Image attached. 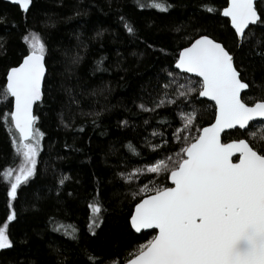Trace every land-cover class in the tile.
Returning a JSON list of instances; mask_svg holds the SVG:
<instances>
[{"label": "trees", "instance_id": "obj_1", "mask_svg": "<svg viewBox=\"0 0 264 264\" xmlns=\"http://www.w3.org/2000/svg\"><path fill=\"white\" fill-rule=\"evenodd\" d=\"M170 2L175 7L165 13L139 8L137 0H33L25 13L0 0V16L5 17L0 21V91L7 70L17 65L21 53L27 51L23 35L35 32L46 46L43 96L34 107L36 126L44 133L37 158L39 172L18 189V198L13 201L18 217L8 227L14 244L0 250V264H59L60 260L67 264H92L89 257H95L100 264H122L154 234L153 230L136 233L125 224L134 201L140 198L133 193L138 192L141 183L153 180V175L125 181L119 174L154 162L153 152L166 157L176 151L180 145L172 134L181 126V111H197L191 129L195 134L213 120L215 108L197 93L193 94L191 104L164 103L155 111H144L138 105L144 103L152 108L154 102L163 99L161 93L169 91L164 88L165 74L161 70L179 72L174 58L179 48L186 46L200 30L196 19L201 18L202 10L198 6H225V0ZM257 3L264 9V0ZM193 15L196 19H190ZM121 17L143 39L129 34ZM225 20L216 15L209 22V32L234 48L238 40ZM181 24L184 27L179 32L173 30ZM262 29L264 25L255 26L249 37L253 43L264 41ZM145 40L154 47H148ZM74 54L79 56L77 62L72 60ZM101 57L107 71L96 70L95 62ZM246 75L251 81V69ZM176 79L186 83L199 78L181 72ZM259 94L253 85L242 94V99L251 102ZM11 104V97L0 100V223L8 212L9 185L3 172L19 163L11 143L15 129L10 131L3 123ZM121 120L128 123L121 126ZM260 122L250 123L249 131H256L253 144L264 152V144L259 142L264 135L257 126ZM154 131L159 135H153ZM237 136V132L229 130L222 139L228 141ZM129 143L138 149L139 155H133L127 147ZM153 143L160 144V148H149ZM64 174L67 178L59 184ZM155 180L170 185L164 173ZM96 202H102L103 207L93 235L88 225L90 216L95 214L90 205ZM56 224L62 226L60 231L55 230ZM69 225L77 229L76 242L63 234L64 227ZM85 247L86 255L81 252ZM53 248L61 250L59 257Z\"/></svg>", "mask_w": 264, "mask_h": 264}, {"label": "snow or ice", "instance_id": "obj_2", "mask_svg": "<svg viewBox=\"0 0 264 264\" xmlns=\"http://www.w3.org/2000/svg\"><path fill=\"white\" fill-rule=\"evenodd\" d=\"M10 2L26 13L33 0ZM137 6L167 13L175 4L170 0H137ZM198 10H202L201 18L196 19L193 15L190 19H196L200 30L187 41L186 46L179 48L174 58L175 69L180 72L169 68L161 70L165 74L164 88L169 91L162 92L163 99L159 103L154 102L152 108L144 103L138 107L144 111H155L164 103L175 106L188 101L191 104L193 94L197 93L199 97H208L215 102V118L193 134L191 129L196 122L197 111L195 108L181 111V126L172 134L180 145L176 151L166 157L153 152L154 162L119 174L125 181L147 179V174L154 177L147 183H141L138 192L133 193L134 197L140 198L134 201V208L125 222L136 233L151 229L154 234L139 245L125 264H264V152L253 144L256 131H249L250 121L264 118V41L253 43L249 39L255 26L264 25V9L260 8L257 0H225L221 9L201 3ZM216 15L226 18L225 25L230 24L234 30V38H238L234 48H229L209 32V22ZM4 19L0 16V21ZM121 21L129 34L143 39L124 17ZM183 27L181 24L173 30L179 32ZM22 39L27 51L21 53L17 65L7 70L6 82L0 91V100L14 98L3 123L10 131L14 128L18 133V138L13 133L11 143L19 157L17 167H9L3 172L9 186L6 191L8 212L0 223V250L9 249L14 244L8 232L9 222L18 217L13 201L18 198V189L27 185L39 172L37 158L44 136L36 126L38 117L33 113V105L42 100L46 46L35 32L23 35ZM145 43L154 47L146 40ZM78 59V54H74L73 62ZM102 59L95 62L96 70L107 71L103 69ZM249 69L251 81L246 75ZM181 72L195 74L199 79L180 83L176 77ZM257 77L259 83H256ZM253 85L260 94L246 102L242 99V90ZM127 123L126 120L120 121L121 126ZM257 126L264 133V119ZM225 130L237 132V138L224 142L222 133ZM153 135L159 133L154 131ZM259 142L264 144V135ZM161 143L165 141L161 139ZM127 147L133 155H139L131 143ZM148 147L159 149L160 144L153 143ZM162 173L166 174L171 186L155 180ZM66 178L64 174L58 183L63 184ZM90 207L95 214L89 218L88 230L95 235L102 218V202L93 203ZM61 227L56 224L55 230L60 231ZM76 233L75 225L64 227L63 234L73 242L78 240ZM53 251L58 257L61 255L60 249L53 248ZM81 252L86 255L88 249L82 248ZM89 260L92 264H100L95 257H89ZM59 264L67 262L60 260Z\"/></svg>", "mask_w": 264, "mask_h": 264}, {"label": "water", "instance_id": "obj_3", "mask_svg": "<svg viewBox=\"0 0 264 264\" xmlns=\"http://www.w3.org/2000/svg\"><path fill=\"white\" fill-rule=\"evenodd\" d=\"M3 1H6V2H8V3H11L10 2V0H3ZM12 4V3H11ZM24 11V10H23ZM229 26H230V24H229ZM231 27V26H230ZM234 31V30H233ZM237 40H238V38H237ZM175 67V66H174ZM178 70V69H177ZM179 72H180V70H178ZM182 73H185V72H182ZM186 74H188V75H192V76H195V77H197L195 74H189V73H186ZM197 78H199V77H197ZM43 81H44V78L42 79V87H43ZM246 90H242V94L245 92ZM42 96H43V92H42ZM201 98H203V99H206V100H208V101H210V102H212L213 103V105H215V102L214 101H212L210 98H208V97H201ZM11 99H12V102H13V100H14V98H12L11 97ZM39 101H36L35 103H34V105H33V113H34V107H35V105H36V103H38ZM214 118H215V116H214ZM214 118H213V120H214ZM262 119H264V118H254V120L253 121H250V123H252V122H255V121H261ZM212 120V121H213ZM211 121V122H212ZM210 122V123H211ZM226 131H229V130H225V132ZM18 134V133H17ZM224 133H222V135H223ZM224 142H227V141H224ZM236 158L238 159V154H236ZM169 186H171V182L169 181ZM134 208V207H133ZM141 231H151V229H144V230H141ZM131 258V257H130ZM122 264H125V261L122 263Z\"/></svg>", "mask_w": 264, "mask_h": 264}, {"label": "rangeland", "instance_id": "obj_4", "mask_svg": "<svg viewBox=\"0 0 264 264\" xmlns=\"http://www.w3.org/2000/svg\"><path fill=\"white\" fill-rule=\"evenodd\" d=\"M18 164H19V163H18ZM18 164H17L15 167H17V166H18ZM15 167H14V168H15Z\"/></svg>", "mask_w": 264, "mask_h": 264}]
</instances>
